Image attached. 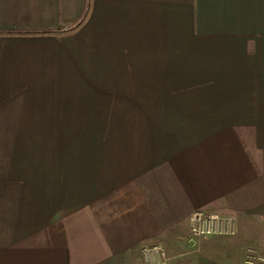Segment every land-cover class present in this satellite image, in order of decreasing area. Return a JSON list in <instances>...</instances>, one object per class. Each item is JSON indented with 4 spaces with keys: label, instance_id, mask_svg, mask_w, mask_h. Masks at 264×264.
I'll return each mask as SVG.
<instances>
[{
    "label": "crops",
    "instance_id": "0c3cea01",
    "mask_svg": "<svg viewBox=\"0 0 264 264\" xmlns=\"http://www.w3.org/2000/svg\"><path fill=\"white\" fill-rule=\"evenodd\" d=\"M122 88L138 94L110 104L142 111L82 113ZM91 119L157 122L83 133ZM15 136L0 264H145L150 245L172 263L195 210L237 229L198 264H243L264 251V0H0V137Z\"/></svg>",
    "mask_w": 264,
    "mask_h": 264
},
{
    "label": "rangeland",
    "instance_id": "374dc122",
    "mask_svg": "<svg viewBox=\"0 0 264 264\" xmlns=\"http://www.w3.org/2000/svg\"><path fill=\"white\" fill-rule=\"evenodd\" d=\"M74 90V89H73ZM100 90V89H99ZM141 90V89H140ZM145 90H149V89H145ZM85 91H90V89H82V94H85ZM102 93L105 95V98H102L101 103L99 104H94L92 102H89L90 100L87 99L84 96H81L82 99L81 101L85 102L88 101L89 103H85L82 105V113H87V112H117V113H121L122 111L125 110H129L130 112L132 111H138V110H143L144 106L143 105H137V104H121V103H114V104H110L111 101L116 100L117 102L121 101L120 99H124L125 96H121V95H126V91L129 92V96L131 95L132 97H135V95H137L138 93L136 92V89H101ZM118 99V100H117ZM139 107V108H138ZM141 110V111H142ZM92 116V114H87L83 117L86 116ZM57 120H51V121H40V122H49V123H54ZM83 133H88L90 130H88L90 127L91 128H99V132L97 134H99L102 129L105 127H109L111 129H133V128H142V129H146L148 131V129H153L154 124L157 122L155 120L152 119H143L141 121H137V120H123V119H113V120H83ZM87 129V130H86ZM47 130V131H51ZM86 130V131H84ZM94 130V129H92ZM57 132V130H54ZM91 136H87L86 139L89 141H91V143H97V139L100 138L99 135H92ZM47 136H44V138H46ZM52 136H48L47 138H51ZM57 136H55L56 139ZM114 136L111 135V133L108 134V136H106V138L109 139L110 142H113V138ZM40 138V137H39ZM8 139V137H0V143L3 145H9V143H12L14 145H17L20 149H24L23 151H25L27 148H25V145L29 142V139L27 136L24 137H20V136H15V137H9L8 143L5 142L4 140ZM41 139V138H40ZM51 142V141H49ZM32 143H35L34 141ZM34 145V144H32ZM89 146L90 144L86 145V148L89 150ZM34 147H32L33 149ZM20 154H24L23 152ZM1 172H5L6 171V164L5 163H1L0 164ZM21 166L17 167L20 168ZM196 211V210H195ZM194 212V211H193ZM207 213V212H206ZM210 214V213H209ZM191 215V214H190ZM190 217V216H189ZM189 217H188V232L185 234L186 236L184 237V239H176L174 238L172 240V247L175 248V250H173V256L175 257L172 260V263H170V257L167 253V251L162 247V245H157L160 246V248L163 250L164 254H160L161 252H157L153 254V260L151 263H149L148 261H146L143 257V261L145 262V264H198V257L201 256V254L203 253L204 249L202 247V241H205L206 238L208 237H213V236H234L237 232V229L235 230L234 234H220V235H201L198 237L192 236L191 231H190V227H189ZM179 240V246H177V242ZM194 243V245L192 246L193 249H195V253H193L192 251H190L191 249L186 248L185 245L191 246ZM206 243V242H205ZM154 246V245H150ZM185 246V248H184ZM248 249H253V250H258V251H262L261 248H259L258 245H250L249 247H247ZM261 249V250H260ZM264 252V251H262ZM143 256V254H142ZM223 256V255H222ZM216 260H219L223 262L224 257L220 258L218 257ZM200 262V260H199Z\"/></svg>",
    "mask_w": 264,
    "mask_h": 264
},
{
    "label": "built area",
    "instance_id": "2783aa9c",
    "mask_svg": "<svg viewBox=\"0 0 264 264\" xmlns=\"http://www.w3.org/2000/svg\"><path fill=\"white\" fill-rule=\"evenodd\" d=\"M189 227L192 236L198 237L203 235H220L234 234L235 220L231 217L220 214H209L203 210H196L189 217ZM161 252L164 254L160 246H145L142 249L143 257L149 263L153 260V254ZM243 264H264V252L246 248L244 253Z\"/></svg>",
    "mask_w": 264,
    "mask_h": 264
}]
</instances>
